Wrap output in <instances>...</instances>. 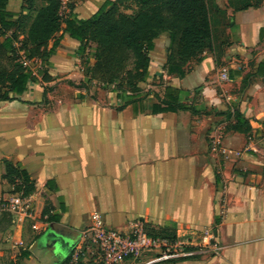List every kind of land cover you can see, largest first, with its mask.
I'll return each instance as SVG.
<instances>
[{"label": "crops", "instance_id": "1", "mask_svg": "<svg viewBox=\"0 0 264 264\" xmlns=\"http://www.w3.org/2000/svg\"><path fill=\"white\" fill-rule=\"evenodd\" d=\"M65 1L86 18L106 0ZM208 1L212 50L190 60L183 77L170 75V40L161 34L139 93L92 80L91 51L79 53V43L63 32L49 65L30 63L38 83L20 100L0 101V200L13 191L1 178L2 161L21 163L35 179L34 194L23 198L33 216L4 231L0 263L8 260L7 249L33 235L26 249L32 259L21 264H61L70 253L61 262L47 256L52 229L72 230L75 243L97 213L121 230L141 220L149 234H171L166 239L176 245H207L205 233L212 232L220 248L160 263H150L155 254L149 253L125 264H264V142L248 143L225 129L235 108L253 136L264 122V76H254L264 63V0ZM24 6L17 0L13 12ZM166 87L187 93L185 102L204 111L154 114ZM208 139L218 144L219 159ZM46 204L57 224L40 220ZM12 252L9 263L20 249Z\"/></svg>", "mask_w": 264, "mask_h": 264}, {"label": "trees", "instance_id": "2", "mask_svg": "<svg viewBox=\"0 0 264 264\" xmlns=\"http://www.w3.org/2000/svg\"><path fill=\"white\" fill-rule=\"evenodd\" d=\"M62 1L41 0L43 5L36 9L38 0H24L25 6L15 13L17 0H0V101L20 100L30 84L38 83L36 76L20 63L19 53L30 62L40 60L49 65L60 32L79 43V53L91 51L95 60L90 70L92 80L104 89L114 86L123 91L126 87L131 93H139L145 86L149 53L160 50L155 40L161 34L167 33L170 40L165 65L170 75L183 77L190 60L212 50L208 0H106L86 18L74 13L71 5L69 16L62 17ZM34 10L32 17L30 12ZM51 41L54 44L48 49ZM254 76H264V63L258 65ZM42 80H47L46 74ZM186 95L166 87L164 98L153 105L152 112L184 111L196 115L204 111L203 107L196 109L186 103ZM226 120V132L251 135V125L238 108L229 111ZM1 178L13 187L12 194L25 198L35 192V179L21 163L2 161ZM50 185L47 182L48 188ZM64 211L60 205V213ZM40 220L57 224L59 216L46 204ZM11 222L8 213H0V243ZM152 236L174 239L164 232ZM31 259L29 251L20 249L17 260L9 264Z\"/></svg>", "mask_w": 264, "mask_h": 264}, {"label": "built area", "instance_id": "3", "mask_svg": "<svg viewBox=\"0 0 264 264\" xmlns=\"http://www.w3.org/2000/svg\"><path fill=\"white\" fill-rule=\"evenodd\" d=\"M19 60L24 68H29L31 62L22 53H19ZM222 77L226 78L225 75ZM260 129L264 132V122ZM216 145L213 142V150ZM2 212L11 216L13 226H19L33 216L30 205L19 194L0 200V213ZM205 236L209 238L207 245H176L166 238L150 235L141 220H136L127 229L121 230L107 225L100 214L93 213L91 224L80 233L68 259L61 264H125L135 262L149 253L155 254L150 263L178 261L194 255L218 254L220 248L212 232H206Z\"/></svg>", "mask_w": 264, "mask_h": 264}, {"label": "rangeland", "instance_id": "4", "mask_svg": "<svg viewBox=\"0 0 264 264\" xmlns=\"http://www.w3.org/2000/svg\"><path fill=\"white\" fill-rule=\"evenodd\" d=\"M43 5V3L41 2V0H38V3H37V5H36V7L38 8V7H40V6H42ZM68 9H70V5L68 4V2L67 1H65L64 0V3H63V7H62V12H61V15H62V17H64V15H65V13H66V11L68 10ZM4 64V63H3ZM247 76H250L249 74L247 75ZM245 85H248V83H246ZM259 131H258V133H256L255 134V136H253V135H246L245 137H246V141L248 142V143H250V142H254V141H263L264 142V139H263V136H264V132H263V130H261V129H258ZM225 131H222L221 132V134H220V136L221 137H223V133H224ZM208 141L210 142V151L211 152H213V153H215V154H218L217 153V146H218V144L216 145V149L215 150H213V139H208ZM232 151H235L236 149L235 148H232L231 149ZM237 152V151H236ZM238 153H240V152H238ZM220 156L221 155H219L218 154V159L220 158ZM32 236L33 235H31V236H29V238L27 239V241L25 242V243H19V245H17V246H15V248H13V250L12 249H7L5 252H8L9 253V256H8V260H5V261H3V262H1L0 264H8L9 263V261H10V254L13 256V252L12 251H14V250H16V248L17 249H30L31 248V246H32V244H33V242H34V240H33V238H32ZM168 237H172L171 236V234L170 235H168ZM170 239V238H169ZM44 260V259H43ZM1 261V260H0Z\"/></svg>", "mask_w": 264, "mask_h": 264}, {"label": "water", "instance_id": "5", "mask_svg": "<svg viewBox=\"0 0 264 264\" xmlns=\"http://www.w3.org/2000/svg\"><path fill=\"white\" fill-rule=\"evenodd\" d=\"M52 232H53L52 236L57 237V235H58L59 238L66 240L67 242L70 243V250L66 251L63 248L62 242L59 239H55V237H52L53 245L49 247V252H48L47 256L51 259H53V258L57 259V257H59L60 258L59 262H61L65 258V255H68L71 252V250L76 245L78 240L74 243L73 242L74 239H70L68 237V234L73 236L72 230H67L66 228H64L62 226H59L57 228L52 229ZM79 236H80V234H79ZM79 236H78V239H79Z\"/></svg>", "mask_w": 264, "mask_h": 264}, {"label": "flooded vegetation", "instance_id": "6", "mask_svg": "<svg viewBox=\"0 0 264 264\" xmlns=\"http://www.w3.org/2000/svg\"><path fill=\"white\" fill-rule=\"evenodd\" d=\"M55 239H59L62 242L63 248H67V246H69V242H67L66 240H63L61 238H59L58 236Z\"/></svg>", "mask_w": 264, "mask_h": 264}]
</instances>
